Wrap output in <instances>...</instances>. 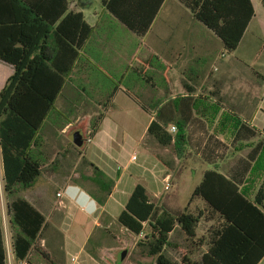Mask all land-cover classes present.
Masks as SVG:
<instances>
[{
    "label": "trees",
    "instance_id": "1",
    "mask_svg": "<svg viewBox=\"0 0 264 264\" xmlns=\"http://www.w3.org/2000/svg\"><path fill=\"white\" fill-rule=\"evenodd\" d=\"M55 1V4L48 3ZM0 0V60L14 67V74L0 92V150L3 168V188L8 198L10 225L14 231L13 247L18 263L32 264L30 253L37 248L46 226V218L27 200L21 191L34 186L42 173V162L37 156L41 145L40 134L45 123L60 115L56 102L62 94L81 50L92 35V28L81 13L68 12L61 0ZM155 9V14L159 6ZM194 18L211 30L228 52H234L255 16L252 0H180ZM108 8L139 36H144L154 20H143L130 14L128 17ZM264 8V0H262ZM131 8L134 5H130ZM129 7V6H128ZM159 61V58L155 57ZM163 66L165 64L159 61ZM126 93L147 113L154 115L147 135L162 148L173 147L179 160L186 153V126L189 123V91L187 96L159 107H148L129 90ZM114 93L111 95V98ZM175 106H174V104ZM173 104V105H172ZM171 105V106H170ZM167 107V108H166ZM170 107L172 109L168 110ZM176 108V110H175ZM191 112V111H190ZM104 114L91 123L93 137ZM176 129L173 135L172 129ZM264 134V127L261 130ZM259 132L242 122L235 133V143L255 138ZM264 149L258 143L250 152L240 179L229 178L217 170L206 171L202 182L194 189L190 202L199 199L205 211L194 214L189 203L184 212L174 216L154 204L143 185L138 184L117 221L128 232L142 235L145 225L149 235L139 246L147 249L156 264H175L163 251L170 246V236L179 229L189 239V255L179 264H259L264 257V182L253 198L242 188L247 174L252 170ZM207 158L210 154L204 153ZM96 177L88 179L102 193L101 206L109 199L114 182L96 168ZM85 181V179H84ZM203 219V220H202ZM210 224L199 236L201 223ZM207 245L200 263L192 259L193 246ZM0 264H7L4 235L0 217Z\"/></svg>",
    "mask_w": 264,
    "mask_h": 264
},
{
    "label": "crops",
    "instance_id": "2",
    "mask_svg": "<svg viewBox=\"0 0 264 264\" xmlns=\"http://www.w3.org/2000/svg\"><path fill=\"white\" fill-rule=\"evenodd\" d=\"M65 2L68 5V12L81 13L84 16L86 23L92 28V35L83 46L81 56L76 62L65 88L56 102L61 116L54 115L51 117L45 123L40 134L41 145L36 153L42 162L43 168L41 176L38 179L45 178L49 182L50 187L47 190L40 189L36 191L27 201L46 218V226L42 235L47 229L52 227L58 228L59 232L63 234L62 229L66 226L65 222L69 221L68 218L71 215L72 217L73 215L75 216V213H78L82 217V220H75L81 222L80 225H83L85 222L87 224L90 223L91 226L85 230L83 243L79 251L82 255V261H79V258L75 257L72 258V264H86L87 262L98 264V260L86 251V246L96 231V228L94 229L93 227L100 225L101 217L104 214H106L107 218L109 217L116 222L124 210L129 199L120 205V199L123 197L122 188L129 183L126 180L125 172L131 170L130 180H134L131 184L133 186L132 190L138 184L143 185L154 204H156L155 201L159 202L162 199L161 196L158 197L157 194L149 192V190L154 191L156 189L158 185L157 176L163 174L162 182L166 188L168 181L170 185L173 173L170 171L167 162L163 160L160 154L155 152V149L160 148V146L152 138L149 145L147 141L145 142V152L141 155L139 163H137L138 159L132 161V158H130L125 168L117 166L116 172L109 168L107 170L99 168L100 166L88 164L91 171L76 177L81 182H73L71 176L66 177L67 174H65L69 151H65L64 143L61 141V136L69 133L73 128V123L71 120L63 121L60 117L62 115L65 116L64 113L73 115L77 112L74 114L76 115L74 120L77 123L81 121L80 115L82 114L88 115L92 119L96 111H102L104 118L100 123L97 133L91 137V143L95 141L97 148L101 152L112 151L110 155L115 157H120L121 154L114 150V148H119L120 146L114 134L120 125L124 124V128L127 126L128 130L134 129L135 126L144 129L143 135L140 138V141H142L144 134H147L149 125L154 120V115L145 112L126 93V90L139 97L142 103L150 108L155 103H161L159 105L160 108L166 105L167 99L171 98L172 90L169 73L173 70L175 61L180 60L182 57V54H176L178 51L175 49L174 40L172 39L175 34L174 29L172 26H168L167 23L189 16V42L182 49L186 52V58L189 61V79L183 86L186 92L189 91V99H192L189 101V123L186 126L188 142L185 154H189L192 162L193 154H196L207 165L208 169L206 171L217 170L229 178L240 179L244 175V167L250 152L258 143L264 142V134L261 133L264 124L261 128H257L252 120L238 119L239 124L235 133L239 129L240 124L245 122L249 124L250 128L259 132V134L251 140L235 143L233 142L234 133L228 148L236 149L237 146L247 147L248 153L245 156L238 157V159L228 165L227 156H224V150H228V148H226L223 140L218 135L212 134L213 131L220 130V126L225 124L224 113L220 115L219 111H211V107L214 103H217L219 107L225 110V107L221 104L222 96L225 93L217 85L221 76H229L236 79L238 85H234L237 87L234 90H236L237 95L243 92L241 79L244 76L249 78L252 84L256 83L254 80L260 78L263 80L264 85V76L260 70L254 69V67H258L261 70L264 69V45L261 51H257L255 54L252 52L251 47H249V50L242 48L243 41L248 33L251 32L255 39H260V34L264 32V22L261 25H256L254 22L256 19L255 15L238 48L234 52H228L223 42L211 30L197 21L180 0H165L163 5L159 6V10L155 16V9L160 5L161 0H61V6ZM104 2L106 5L109 2H114V9L120 11V14L124 15V17L135 14L140 16L141 19L147 20L153 16L154 20L149 31L144 36H139L123 23L108 6H105ZM168 3L170 5L166 8ZM48 4L53 5L55 1ZM130 5H134V7L131 8ZM162 18H165L166 21L162 22ZM159 26H161V29ZM153 33L162 37L158 38V41L164 44V49L160 50L156 46L146 44V38ZM155 57L159 58V61H162L166 65L164 71L162 64L155 60ZM0 62L2 61L0 60ZM2 63L10 66L12 71L3 74L0 92L7 80L14 74V67L12 65L5 62ZM243 67L252 70V77L244 74ZM114 80L118 82L114 83ZM210 80L211 83L208 84ZM198 83L204 86L198 88ZM113 93L114 96L111 98ZM177 97L169 100L174 101ZM233 99L237 102V105L239 103L240 105L242 104L240 96L236 99L233 97ZM170 109L172 107L168 110ZM83 111L87 112L84 113ZM214 112L217 113V120L215 122L213 120L209 121L208 118ZM88 133H91V122ZM127 143L129 145V140H127ZM121 145L123 147L124 142ZM164 149L167 151V148ZM204 153L210 154V157L207 158ZM50 155H52L51 158ZM174 161L175 165H177L179 159L175 156ZM72 163L70 170H75L77 161L74 160ZM96 168L102 171L108 180L114 182L112 193L104 206H101L98 201V198L102 195L98 188L92 190L85 185L89 181L88 179L96 177ZM256 168L259 171L255 174V189L257 186L260 187L264 182V149L245 178L242 188L245 189L246 193H248L247 187L249 186L252 172ZM193 169L192 165V171ZM206 171L201 173L199 176L200 180L194 189L202 182ZM118 172L120 174H117ZM189 175L192 176L193 174ZM53 187L58 189L55 192V199L53 198V192L48 190ZM255 193L256 191L253 194L248 193V195L250 198H253ZM58 194H61V197L58 198ZM190 199V212L198 214L203 211L199 205V201L201 200L196 199L190 202ZM156 206L158 205L156 204ZM110 209L115 212H108ZM104 222L106 223L107 220L105 219ZM202 225H204L203 222L199 226V229ZM121 228L126 230L122 226ZM126 232L128 231L126 230ZM198 234L199 236L203 235L199 230ZM43 241L48 240L45 239ZM61 243L62 251L68 252L73 247L74 242L64 238ZM203 247L193 248L192 252L196 253ZM189 250L191 249L189 248ZM259 264H264V257Z\"/></svg>",
    "mask_w": 264,
    "mask_h": 264
},
{
    "label": "rangeland",
    "instance_id": "3",
    "mask_svg": "<svg viewBox=\"0 0 264 264\" xmlns=\"http://www.w3.org/2000/svg\"><path fill=\"white\" fill-rule=\"evenodd\" d=\"M255 5V23L256 25H261L264 22V8L261 0H253ZM169 3L166 5V8L169 7ZM187 11V10H185ZM166 17V15H164ZM162 16V17H164ZM166 19L162 18V22H165ZM168 26H172L174 29V40L175 49L178 51L176 54H182L180 60L175 61V66L173 70L169 73V78L171 80V98L173 97H181V95H188L186 90H184V84L188 82L189 79V61L186 58V52L182 49L185 44L189 42V16L178 18L177 20H173L172 22L167 23ZM161 29V26H159ZM158 38H162L156 34H150L146 38V44H151L153 46L158 47L160 50L164 49V44L158 41ZM264 45V32L260 34V39H255L253 34L250 32L246 35L242 48L251 47L252 52H260ZM166 48V47H165ZM174 54V53H173ZM264 58V55H263ZM12 68L2 62H0V85L3 82V74H7L11 72ZM256 70H260L261 74L264 76V69H258V67H254ZM244 74L246 76L252 77V70L249 68L243 67ZM162 78V77H161ZM212 78V77H211ZM213 80V79H211ZM211 80L208 84L211 83ZM242 90L243 92L237 95L236 89L234 86L237 84L236 79L230 78L229 76H221L220 81L217 82L219 88L224 90V95L222 96L221 104L225 107H219L217 103H214L211 107V111H219V114L224 113L225 124L220 126V130L213 131V135H218L226 145V148L229 147L230 142L233 138V135L238 127L239 120H252L253 124L257 128H261L264 124V85L263 80L257 78L254 80L255 84L251 83V80L247 77H242ZM118 82L114 80V83ZM113 83V82H112ZM113 83V85H114ZM198 88L203 87L204 85L201 83L197 84ZM246 87V88H245ZM248 91V92H247ZM163 93V92H162ZM236 93V94H235ZM241 98V105H237V102L233 99L237 97ZM167 99V103L170 102ZM58 108V104L56 105ZM224 111V112H221ZM82 112V111H80ZM84 113L87 111H83ZM77 113V112H76ZM74 113V114H76ZM102 113V111H96L95 114L91 117L88 115L82 114L80 115L81 121L75 123L74 117L76 115H71L68 113H64L61 120H71L73 123V128L69 131L67 135L61 136V141L64 143L65 151H69L68 161L66 166V177L71 176V180L73 182H81L79 177L81 174H86L91 171L90 166L88 164H93L95 166H100L99 168L110 170H115L116 167L120 166L123 169L125 168L127 161L132 158V156H136L139 160H141V155L145 152L144 144L147 141L148 145L152 138L144 134L142 141H140L141 136L143 135L144 129L139 126H135L134 129L128 130L127 126L124 128V124L120 125V127L114 132L115 138L117 142L120 144L119 148H114L115 151L120 152V157H115L110 155L112 151L101 152L96 145V142L88 143L87 140L89 137V126L90 122L92 123L94 120L98 118V116ZM115 117V116H113ZM221 118V117H220ZM209 121L213 120L215 122L217 120V113H213L208 118ZM175 134V133H174ZM173 134V135H174ZM79 135L82 140V144L78 145L75 137ZM127 140H129V145H127ZM124 142V146L122 147V143ZM127 143V144H126ZM224 149V148H223ZM156 153L160 154L165 162H167L170 171L173 173V178L170 182V188L168 191L165 190V185L162 182L163 174L157 176L156 180L158 181V185L154 191L149 190L150 193L157 194L158 197L161 196L162 199L155 203L159 207L165 208L174 216L180 215L185 211L187 205L189 203L190 196L194 187L199 182V176L202 172L208 169L207 165L193 154V162L190 160L189 154H184V156L179 160L178 164L175 165L174 157L176 156L175 150L173 147L167 148L165 151L164 148L160 147L155 149ZM189 151V149H187ZM248 153L247 147H236L228 148V150H224V156H227L228 165H230L233 161L238 159L240 156H245ZM52 155H50L51 158ZM177 157V156H176ZM49 158V160H50ZM77 161V167L75 170H70L72 167V162ZM70 162V163H69ZM69 163V165H68ZM72 163V164H71ZM193 163V164H192ZM193 171H192V165ZM262 164V163H261ZM260 164V165H261ZM162 167V166H161ZM224 167V166H223ZM163 168V167H162ZM258 168V167H257ZM256 168L252 172V177L249 182V186L247 187V192L249 194H253L259 188L258 186L255 189V174L259 171ZM70 170V171H69ZM264 170V169H263ZM2 161L0 155V217H1V225L3 229L4 241L6 249L13 243V235L14 231L10 225L9 219L10 215L8 213V203H10L13 199L8 198L4 192V186L2 182ZM47 173V172H46ZM131 170L125 172L126 180L129 181L127 186L122 188L123 197H121L120 205L122 202H125L128 198H130L133 190L131 184L134 180H130ZM117 174H120L118 172ZM189 174H193L192 176ZM155 175V174H154ZM254 178V179H253ZM85 183V182H84ZM85 185L92 190H95L96 187L89 181L85 183ZM49 182L45 178H40L34 184L32 188L27 191H21L19 196L28 200L31 198V195L38 190H47L49 188ZM53 192V198L55 199V187L48 189ZM62 194V191L60 189ZM58 197V196H57ZM99 197V196H98ZM59 198V197H58ZM200 208L205 211V204L199 201ZM117 208V207H116ZM101 209V208H99ZM119 210V207H118ZM114 213L115 211L110 209V211ZM117 212V211H116ZM74 217V218H73ZM72 215L68 218L69 221L65 222L66 226L62 229L63 234L59 232L58 228H50L47 229L46 232L41 236L38 241L37 248L33 249L30 253L29 260L32 264H72V258H79V261H82V255L79 253L81 249V245L83 243L85 230L89 228L90 223H85L80 225L81 222L75 221L76 219L82 220V217L75 213V216ZM107 220L105 223L104 220ZM111 224V225H108ZM213 223L202 225L199 231L202 234H205V231L209 228ZM96 228L93 236L89 240L86 246V251L94 256L98 260V264H156V258L150 257L146 252L147 249L144 246H139L140 242L144 241V237L149 235V228L145 225V229L142 235H134L130 232H126L123 230L118 223V221L114 222L111 218H107L106 214L101 217V223ZM66 238L68 241L72 240L73 247L69 249L68 252H64L61 249V242ZM48 241H43V240ZM170 246L165 247L163 254L170 259L173 263L179 264L183 255H189V239L177 229L169 238ZM192 245V244H191ZM194 249L198 248L197 246L192 245ZM207 245L200 249L198 252H192V259L196 263H200L202 255L207 251ZM85 252V253H87ZM84 255L86 256V254ZM83 255V257H85ZM125 255V256H124ZM7 264H21L16 262L15 257L12 255L10 259L7 260ZM86 264H91L87 262Z\"/></svg>",
    "mask_w": 264,
    "mask_h": 264
},
{
    "label": "built area",
    "instance_id": "4",
    "mask_svg": "<svg viewBox=\"0 0 264 264\" xmlns=\"http://www.w3.org/2000/svg\"><path fill=\"white\" fill-rule=\"evenodd\" d=\"M173 134L176 133V129L173 128L172 131H171ZM89 139L87 140L88 143H91L92 142V138L90 136V133H89ZM137 158L136 157H132V161H136ZM3 170V168H2ZM2 182H3V172H2ZM170 188V185H169V181L167 182V185H166V190H168ZM58 197H61V194H58L57 195ZM4 244H5V241H4ZM5 251H6V258L7 260L10 259L12 257V255L14 256V247H13V243L6 249L5 247ZM15 257V256H14ZM73 261H75V259H73ZM21 264H28L26 262L24 263H21Z\"/></svg>",
    "mask_w": 264,
    "mask_h": 264
},
{
    "label": "water",
    "instance_id": "5",
    "mask_svg": "<svg viewBox=\"0 0 264 264\" xmlns=\"http://www.w3.org/2000/svg\"><path fill=\"white\" fill-rule=\"evenodd\" d=\"M75 139H76L78 145H81V144H82V140H81V137H79V135H77V136L75 137ZM124 256H125V255H124Z\"/></svg>",
    "mask_w": 264,
    "mask_h": 264
}]
</instances>
